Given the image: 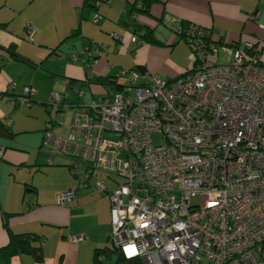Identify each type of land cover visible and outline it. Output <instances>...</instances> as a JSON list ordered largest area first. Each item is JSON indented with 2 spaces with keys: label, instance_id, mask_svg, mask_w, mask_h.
<instances>
[{
  "label": "built area",
  "instance_id": "1",
  "mask_svg": "<svg viewBox=\"0 0 264 264\" xmlns=\"http://www.w3.org/2000/svg\"><path fill=\"white\" fill-rule=\"evenodd\" d=\"M190 30L192 64L176 79L121 70L118 89L77 109L53 94L42 148L69 159L74 176L112 182L97 184L110 200L112 254L137 264H264V62L252 44L219 45L209 30ZM33 32L29 24L30 41ZM33 96L26 86L17 99L30 106ZM75 197L67 190L58 205Z\"/></svg>",
  "mask_w": 264,
  "mask_h": 264
},
{
  "label": "crops",
  "instance_id": "2",
  "mask_svg": "<svg viewBox=\"0 0 264 264\" xmlns=\"http://www.w3.org/2000/svg\"><path fill=\"white\" fill-rule=\"evenodd\" d=\"M142 7L143 0H0V123L17 135L28 132L17 130L21 107L14 103L26 86L34 91L29 108L39 120L37 138L23 140L27 147L13 132L12 138L0 136V250L11 234H31L43 255L37 262L31 254L6 260L0 253V264H92L95 251L108 246L110 200L97 185L104 179L96 173L88 181L83 171L74 176L69 159L42 148L53 94L77 109L103 97L121 70L144 69L167 80L184 75L192 64L179 34L184 23L209 30L219 45L252 44L264 62V0H158L146 13ZM95 15L98 23L91 21ZM147 31L158 44L132 42ZM98 46L105 55L96 52ZM83 50L88 52L73 62L72 55ZM90 58L96 62L86 67ZM66 113L59 133L67 131ZM67 190L76 192L75 199L58 205ZM78 236L83 240L74 242Z\"/></svg>",
  "mask_w": 264,
  "mask_h": 264
},
{
  "label": "trees",
  "instance_id": "3",
  "mask_svg": "<svg viewBox=\"0 0 264 264\" xmlns=\"http://www.w3.org/2000/svg\"><path fill=\"white\" fill-rule=\"evenodd\" d=\"M157 1L158 0H143V7L140 8V11L146 13L149 10V7ZM191 27H194V26L191 24H188V23H184L182 25V28L180 29V32H179L181 38L187 44H188V39L191 36V30H190ZM198 28L201 29L200 27H198ZM143 40L148 42V43L158 44V42L156 41V39L154 38L153 34L150 31L146 32V34L143 36ZM14 57H16V56L14 55ZM115 79L116 78L114 77L109 82V85H110L109 91H111L112 89H118V87L115 85ZM14 103H15V105L19 104V106H21L20 103L18 102L17 98H16V102H14ZM32 103H33V101H32ZM30 106H28V107H30ZM46 108H47V104H46ZM0 136L12 138L13 134L8 129H6V127L2 123H0ZM38 241H39V238L36 235H31V234L14 235V234H11L10 235V241H9L8 245L6 247L2 248L0 250V253H2L4 255L6 260H8L9 257L11 255H14V254H31L37 262H42L43 261V255H42L41 249L40 248H34L32 246V244L34 242H38ZM111 255H112V252L108 250V246L103 248V249H97L95 251V255H94V259H93L92 264H106L105 263L106 259L110 258ZM101 256H103L105 259L100 260ZM114 264H137V262L126 261L121 255H118L117 260Z\"/></svg>",
  "mask_w": 264,
  "mask_h": 264
},
{
  "label": "rangeland",
  "instance_id": "4",
  "mask_svg": "<svg viewBox=\"0 0 264 264\" xmlns=\"http://www.w3.org/2000/svg\"><path fill=\"white\" fill-rule=\"evenodd\" d=\"M223 59H225V58H223ZM33 104L34 103H32V105ZM20 107L21 108L18 111H16V113H15V115H17V117H16L17 122H15L17 125V130H22V131L26 130L28 132H24L22 134L20 133L17 135L16 133H18V132H16V131L14 132V130L13 131L10 130V131H11V133L13 132L14 134H16L17 137H20V138H18V140L21 142H23V140L27 141V139L29 140L28 142H33V139L37 138L36 137L37 132H35L34 129L39 125V120H38V118L35 117L34 114H31L32 111L28 106H20ZM49 119H50V117H49ZM12 121H15L14 117L12 118ZM47 122H46V124H47ZM23 136H25V137H23ZM154 142H155V144H163L159 135L154 136ZM22 145H23V147H27V142H23ZM95 176L100 177L101 179H104V181H107L109 188L112 185L111 184L112 182L107 180L103 174L98 173ZM117 257H118V255L116 253L112 254V256L110 258L106 259L105 263L106 264H114L117 260Z\"/></svg>",
  "mask_w": 264,
  "mask_h": 264
}]
</instances>
